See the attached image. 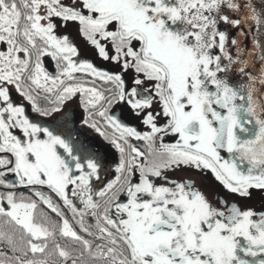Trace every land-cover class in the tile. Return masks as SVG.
<instances>
[{
    "label": "snow or ice",
    "instance_id": "obj_1",
    "mask_svg": "<svg viewBox=\"0 0 264 264\" xmlns=\"http://www.w3.org/2000/svg\"><path fill=\"white\" fill-rule=\"evenodd\" d=\"M0 264H264V0H0Z\"/></svg>",
    "mask_w": 264,
    "mask_h": 264
},
{
    "label": "flooded vegetation",
    "instance_id": "obj_2",
    "mask_svg": "<svg viewBox=\"0 0 264 264\" xmlns=\"http://www.w3.org/2000/svg\"><path fill=\"white\" fill-rule=\"evenodd\" d=\"M205 183H208V180L207 179H205V181H204Z\"/></svg>",
    "mask_w": 264,
    "mask_h": 264
},
{
    "label": "rangeland",
    "instance_id": "obj_3",
    "mask_svg": "<svg viewBox=\"0 0 264 264\" xmlns=\"http://www.w3.org/2000/svg\"><path fill=\"white\" fill-rule=\"evenodd\" d=\"M48 66H49V67H51V64H50V62L48 63Z\"/></svg>",
    "mask_w": 264,
    "mask_h": 264
}]
</instances>
